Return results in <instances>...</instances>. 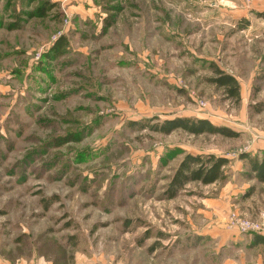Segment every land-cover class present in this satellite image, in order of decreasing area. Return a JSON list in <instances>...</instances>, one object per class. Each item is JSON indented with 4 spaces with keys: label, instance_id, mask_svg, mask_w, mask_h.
I'll return each instance as SVG.
<instances>
[{
    "label": "rangeland",
    "instance_id": "1",
    "mask_svg": "<svg viewBox=\"0 0 264 264\" xmlns=\"http://www.w3.org/2000/svg\"><path fill=\"white\" fill-rule=\"evenodd\" d=\"M175 117L239 137L140 128ZM262 147L264 0H0V264H252L264 248L229 219L264 228L239 160ZM185 153L226 157L228 179L167 198Z\"/></svg>",
    "mask_w": 264,
    "mask_h": 264
},
{
    "label": "trees",
    "instance_id": "2",
    "mask_svg": "<svg viewBox=\"0 0 264 264\" xmlns=\"http://www.w3.org/2000/svg\"><path fill=\"white\" fill-rule=\"evenodd\" d=\"M52 8V7H50ZM49 7L42 6L36 10L39 17H45L51 10ZM106 26H110L106 23ZM66 44L65 38H61L55 46L52 47L56 55H60ZM210 71L212 77L207 81L216 89L221 90L223 95L233 100L236 104L240 102V86L235 77L225 73L218 66L211 63ZM157 121L155 124H141L140 128L149 132L168 136L173 132L182 131L188 135L199 137L202 135L220 136L229 139H236L239 133L233 130L212 124L206 119L194 117H175ZM134 126L136 125L133 124ZM72 138H65L60 141L61 144L72 142ZM239 160L247 162L248 172L245 176L249 180L257 183H264V149L257 154H242ZM230 160L226 157L216 156L214 154H190L185 153L182 160L174 171L170 182L168 183L164 195L169 199L176 198L180 192L189 184L198 183L202 186H209L218 182H225L230 172ZM264 246V236L253 235L251 247Z\"/></svg>",
    "mask_w": 264,
    "mask_h": 264
},
{
    "label": "built area",
    "instance_id": "3",
    "mask_svg": "<svg viewBox=\"0 0 264 264\" xmlns=\"http://www.w3.org/2000/svg\"><path fill=\"white\" fill-rule=\"evenodd\" d=\"M230 227L236 228L241 234H257L264 236V228L256 223L241 220L235 216L229 219Z\"/></svg>",
    "mask_w": 264,
    "mask_h": 264
},
{
    "label": "crops",
    "instance_id": "4",
    "mask_svg": "<svg viewBox=\"0 0 264 264\" xmlns=\"http://www.w3.org/2000/svg\"><path fill=\"white\" fill-rule=\"evenodd\" d=\"M262 149H264V147L260 148V150ZM251 241H252V238H249V243H248L249 247H251ZM251 248L258 249V248H264V246H255ZM252 264H264V258H262L261 256H257L256 258H254V261L252 262Z\"/></svg>",
    "mask_w": 264,
    "mask_h": 264
}]
</instances>
